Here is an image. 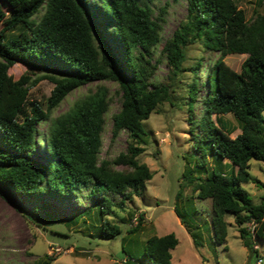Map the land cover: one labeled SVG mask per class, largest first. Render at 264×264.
I'll return each instance as SVG.
<instances>
[{"label":"trees","instance_id":"1","mask_svg":"<svg viewBox=\"0 0 264 264\" xmlns=\"http://www.w3.org/2000/svg\"><path fill=\"white\" fill-rule=\"evenodd\" d=\"M185 2L186 18L165 41L160 56L176 76L187 45L198 42L205 52L218 54L205 70L201 61L191 68L188 99L198 101V90L204 86L198 75L202 72L207 93L201 102V141H210L212 154L237 170L213 171L206 179L184 176L182 184L191 186L198 199L211 200L214 244L225 243L224 216L229 213L244 247L258 256L254 236L264 241V198L255 204L241 185L249 181L248 162H264V14L254 12L247 19L235 0ZM162 22L143 0H105L94 10L88 0H0L1 197L11 192L28 201L47 195L68 198L88 187V197L103 218L114 207L124 209L133 196L142 195L152 179L148 166L137 161L144 152L143 122L170 99L171 92L169 85L156 82L157 68L152 64L162 41ZM231 54L246 55L240 72L224 61ZM16 63L30 72L40 70L41 76L33 79V74H25L15 80L8 71ZM43 79L53 85L45 108L28 103L30 88ZM103 81L116 83L120 92L112 139L125 132L129 140L125 153L106 160L100 155L110 106L108 87L97 86L69 110L52 117L69 93ZM228 114L239 124L235 138L219 124L220 117ZM40 123L47 124L41 138ZM102 187L110 198L101 195ZM182 192L183 186L175 196L174 212L186 226L187 200ZM142 221L140 216L128 233L139 231ZM248 223L254 225V234ZM188 232L199 248L195 231ZM120 233L118 226L105 220L99 235L107 239ZM177 244L173 233L148 238L143 245L145 262L172 264L170 252Z\"/></svg>","mask_w":264,"mask_h":264},{"label":"rangeland","instance_id":"2","mask_svg":"<svg viewBox=\"0 0 264 264\" xmlns=\"http://www.w3.org/2000/svg\"><path fill=\"white\" fill-rule=\"evenodd\" d=\"M235 1L247 19L254 12L264 14V2ZM88 2L93 10L96 6L105 5V0ZM143 3L152 10L154 18L163 19L162 41L152 64L157 68L156 82L169 85L171 91L170 99L159 105L150 118L143 122L145 136L141 147L144 152L137 157V161L148 166L152 179L146 183L141 196H133L124 209L114 207L103 218L99 206L88 197V187L68 198L47 195L28 201L20 200L11 192L5 194L6 198L0 196V264H149L143 257L144 242L152 236L171 233L178 240V244L170 252L172 264H255L256 255L244 247L232 214L224 216L227 225L225 243H213L211 200L198 199L191 186L182 184L184 176L206 179L212 176L213 171L227 174L232 169L237 170L228 160L220 162L212 154L210 141H201V102L207 93L206 78L202 72L198 75L204 86L198 90V101L191 103L188 99V86L194 76L191 68L201 61L205 70L213 64L218 54L205 52L201 43L189 44L185 47L181 71L172 76L160 51L165 41L185 20L187 4L185 0H143ZM245 58L246 55L231 54L224 61L231 69L240 72ZM39 72L40 70L30 72L26 66L16 63L8 74L15 80L25 74H33L32 78L35 79L36 76H41ZM99 85L108 87L110 97L100 159H114L125 153L129 142L125 132L112 139V116L120 108V92L116 83L94 82L75 89L53 111L52 117L69 110L75 101L93 92ZM52 89L53 85L48 80H40L30 88L28 103L38 102L45 108ZM190 114H194L191 122ZM212 119L215 121L216 117L213 115ZM219 124L230 133L231 138L240 133L239 124L230 114L221 116ZM46 127V123L39 124V138ZM248 172L249 181L241 187L258 204L264 198V162L250 160ZM181 186L183 197L187 200V206L183 210L186 226L180 223L174 212L175 196ZM100 191L101 195L110 198L103 187ZM140 216H143V221L139 231L128 233L129 229L136 226ZM105 220L118 226L121 233L113 238H102L99 234ZM246 227L253 230L254 225L248 223ZM188 230L195 231L201 244L199 248L194 246ZM254 249L264 264V241L257 240L255 236Z\"/></svg>","mask_w":264,"mask_h":264},{"label":"built area","instance_id":"3","mask_svg":"<svg viewBox=\"0 0 264 264\" xmlns=\"http://www.w3.org/2000/svg\"><path fill=\"white\" fill-rule=\"evenodd\" d=\"M253 228H254V227H253ZM251 231H252V233H253V230H251ZM262 262H263L262 258L259 257V256H256V262H255V264H262Z\"/></svg>","mask_w":264,"mask_h":264}]
</instances>
